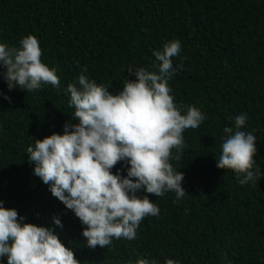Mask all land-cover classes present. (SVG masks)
Listing matches in <instances>:
<instances>
[{"label":"trees","instance_id":"16d2710c","mask_svg":"<svg viewBox=\"0 0 264 264\" xmlns=\"http://www.w3.org/2000/svg\"><path fill=\"white\" fill-rule=\"evenodd\" d=\"M29 34L59 85L9 91L0 78V93L10 97L0 96L5 208L52 227L79 264H130L138 257L155 264L166 257L175 264H264V0H0V43L17 47ZM172 39L181 42L173 67H182L167 81L170 95L182 109L193 106L204 116L197 128L184 130L185 149L170 160L183 173L186 195L177 201L173 192L147 194L159 212L140 221L135 239L88 248L80 234L85 226L33 175L25 149L77 122L65 89L81 67L114 93L125 79H135L126 72L129 64L155 71L152 50ZM241 113L247 117L242 130L256 137L253 159L262 173L244 185L215 162L223 128ZM116 168L125 174L121 162ZM53 215L62 227L52 223Z\"/></svg>","mask_w":264,"mask_h":264},{"label":"clouds","instance_id":"9594fccd","mask_svg":"<svg viewBox=\"0 0 264 264\" xmlns=\"http://www.w3.org/2000/svg\"><path fill=\"white\" fill-rule=\"evenodd\" d=\"M180 52L178 39L164 42L151 52L155 71L129 64L126 72L135 79H125L114 93L105 83L90 79L86 66L81 67L76 82L65 89L74 109L70 117L77 122H65L61 133L35 138L25 149L33 175L85 226L80 234L88 248H104L121 237L135 239L140 221L159 212L147 194L159 197L173 192L177 201L186 195L183 173L170 160L178 159L185 149L184 130L197 128L204 116L193 106L182 109L170 95L167 81L182 67H173L171 58ZM40 56L38 40L31 34L22 37L17 47L0 43V78L9 91L59 85L56 69L42 63ZM0 96L10 100L6 94ZM229 119L233 124L223 128L216 167L231 169L238 184L255 182L262 176L253 159L256 137L242 130L246 114ZM118 162L124 175L121 168L112 171ZM141 190L145 195H137ZM3 205L0 201V257L6 264H79L52 227L25 222L15 208ZM51 219L62 227L57 215ZM130 264L155 262L138 257ZM163 264L175 262L166 257Z\"/></svg>","mask_w":264,"mask_h":264}]
</instances>
